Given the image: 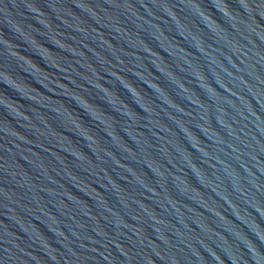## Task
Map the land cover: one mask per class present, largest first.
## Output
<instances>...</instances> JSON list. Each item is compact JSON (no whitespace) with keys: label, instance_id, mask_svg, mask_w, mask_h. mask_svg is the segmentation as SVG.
I'll list each match as a JSON object with an SVG mask.
<instances>
[{"label":"water","instance_id":"obj_1","mask_svg":"<svg viewBox=\"0 0 264 264\" xmlns=\"http://www.w3.org/2000/svg\"><path fill=\"white\" fill-rule=\"evenodd\" d=\"M0 264H264V0H0Z\"/></svg>","mask_w":264,"mask_h":264}]
</instances>
